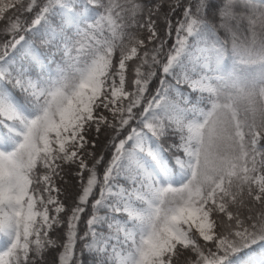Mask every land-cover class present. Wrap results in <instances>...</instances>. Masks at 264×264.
Returning <instances> with one entry per match:
<instances>
[{"label": "snow or ice", "instance_id": "obj_1", "mask_svg": "<svg viewBox=\"0 0 264 264\" xmlns=\"http://www.w3.org/2000/svg\"><path fill=\"white\" fill-rule=\"evenodd\" d=\"M0 264H264V0H0Z\"/></svg>", "mask_w": 264, "mask_h": 264}, {"label": "trees", "instance_id": "obj_2", "mask_svg": "<svg viewBox=\"0 0 264 264\" xmlns=\"http://www.w3.org/2000/svg\"><path fill=\"white\" fill-rule=\"evenodd\" d=\"M131 63V62H130Z\"/></svg>", "mask_w": 264, "mask_h": 264}]
</instances>
